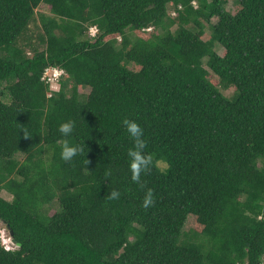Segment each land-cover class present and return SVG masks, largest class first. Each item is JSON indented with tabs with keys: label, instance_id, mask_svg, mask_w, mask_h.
Segmentation results:
<instances>
[{
	"label": "trees",
	"instance_id": "trees-1",
	"mask_svg": "<svg viewBox=\"0 0 264 264\" xmlns=\"http://www.w3.org/2000/svg\"><path fill=\"white\" fill-rule=\"evenodd\" d=\"M0 221V264H262L264 0H0Z\"/></svg>",
	"mask_w": 264,
	"mask_h": 264
},
{
	"label": "clouds",
	"instance_id": "clouds-1",
	"mask_svg": "<svg viewBox=\"0 0 264 264\" xmlns=\"http://www.w3.org/2000/svg\"><path fill=\"white\" fill-rule=\"evenodd\" d=\"M92 29L95 28H91L90 33ZM49 69L50 68H47L45 70L44 75L45 73L47 74ZM52 70H53L52 74L56 73L59 74V76H61V74L63 73L62 70H58V69H52ZM43 79L46 80L45 78ZM122 123L125 126V129L133 142V146L130 147L127 151L128 168L130 171V176L133 181L140 182L142 174L150 169V166L152 165L153 162V157L145 151L147 146V141L144 137V130L142 126L136 120L128 119V118H125L122 121ZM74 128H75V121L73 120H66L58 125L59 131L65 137L63 144L61 146L60 155L61 158L66 161H71L74 156H76L78 153L83 151V146L81 144H73L69 141V139H67V137L74 131ZM119 196H120V192L116 189H112L109 193L110 199H116L119 198ZM154 202L155 201H154L153 189L151 188L146 189L142 200V207L147 209L151 205H153ZM9 249H13V247H10Z\"/></svg>",
	"mask_w": 264,
	"mask_h": 264
},
{
	"label": "rangeland",
	"instance_id": "rangeland-1",
	"mask_svg": "<svg viewBox=\"0 0 264 264\" xmlns=\"http://www.w3.org/2000/svg\"><path fill=\"white\" fill-rule=\"evenodd\" d=\"M233 7L234 6L232 5L231 1H229L228 4H227V6H226V9L231 10L232 12H234V10H233L234 8ZM38 11L45 12L46 11L45 6H40V8H38ZM171 15H173L172 12H171ZM31 27H33V26L31 25ZM92 32H94V29H92ZM209 34H210V30H209V28H206L205 29V33L203 34L202 37L204 39H208L209 38ZM52 73H53V70L50 68L48 70L47 74L45 73V76L49 78L50 88H52V90L57 91L59 89V83H58L57 79H54L52 77V75H53ZM63 75L64 74L62 73L61 76H63ZM59 77H58V79H59ZM63 80H64V78H63ZM64 83L66 84V87L67 88H70L71 84L68 81L64 80ZM88 91H89V89L88 88H85V87L78 89L79 94H81L82 96H85L88 93ZM232 91H233V89L230 88L228 90L223 91V93L225 95H230L232 93ZM1 194H2L3 197L9 198L4 191H2ZM194 219H195L194 216H189L188 217V219L186 220V223H185V230H187L188 228H190V226H193ZM0 240H1L2 243L4 242V247L5 248H10L12 246L11 245V240H10V237H9V234L4 229V227H2L1 224H0ZM262 264H264V258L262 260Z\"/></svg>",
	"mask_w": 264,
	"mask_h": 264
},
{
	"label": "built area",
	"instance_id": "built-area-1",
	"mask_svg": "<svg viewBox=\"0 0 264 264\" xmlns=\"http://www.w3.org/2000/svg\"><path fill=\"white\" fill-rule=\"evenodd\" d=\"M95 31H96L95 29H94V32H92V30H91V35H94V34H95ZM58 76H59V74H56V73H54V74L52 75V77H53L54 79H57ZM43 78H45L46 81L49 82V78H48V77H46V76L44 75ZM7 249H9V248H7Z\"/></svg>",
	"mask_w": 264,
	"mask_h": 264
},
{
	"label": "water",
	"instance_id": "water-1",
	"mask_svg": "<svg viewBox=\"0 0 264 264\" xmlns=\"http://www.w3.org/2000/svg\"><path fill=\"white\" fill-rule=\"evenodd\" d=\"M0 224H3V223H1V221H0ZM12 235V233H10V236ZM15 244H17V246H20V244L19 243H15V240L14 239H11V247H13L14 248V246H15Z\"/></svg>",
	"mask_w": 264,
	"mask_h": 264
}]
</instances>
